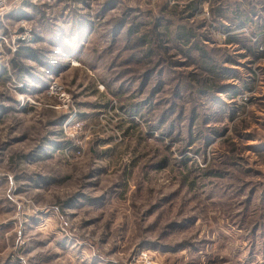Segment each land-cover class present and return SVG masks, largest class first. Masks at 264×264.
<instances>
[{
	"label": "rangeland",
	"instance_id": "rangeland-1",
	"mask_svg": "<svg viewBox=\"0 0 264 264\" xmlns=\"http://www.w3.org/2000/svg\"><path fill=\"white\" fill-rule=\"evenodd\" d=\"M0 264H264V0L12 4Z\"/></svg>",
	"mask_w": 264,
	"mask_h": 264
},
{
	"label": "built area",
	"instance_id": "built-area-1",
	"mask_svg": "<svg viewBox=\"0 0 264 264\" xmlns=\"http://www.w3.org/2000/svg\"><path fill=\"white\" fill-rule=\"evenodd\" d=\"M19 0H0V21L6 16L10 10L11 5L17 3Z\"/></svg>",
	"mask_w": 264,
	"mask_h": 264
},
{
	"label": "trees",
	"instance_id": "trees-1",
	"mask_svg": "<svg viewBox=\"0 0 264 264\" xmlns=\"http://www.w3.org/2000/svg\"><path fill=\"white\" fill-rule=\"evenodd\" d=\"M179 34V33H178ZM182 34V33H181ZM181 34H179V35H181ZM179 39L180 40H182V41H186V42H188V38H185V39H183L182 38V35H181V37H179ZM192 50L193 51H195V52H199V54H200V57L201 58H208V56L206 55V53H203L202 51H201V49H199V48H196V47H192ZM203 61V60H202ZM207 67V65L206 64H204V69L205 70H208L209 72H212V69L210 68V69H208V68H206ZM208 81L207 80H205V82L204 83H207ZM209 84V86L211 85V83H208ZM205 86H207L206 84H205ZM210 87H208V88H206V92H209L210 91Z\"/></svg>",
	"mask_w": 264,
	"mask_h": 264
}]
</instances>
